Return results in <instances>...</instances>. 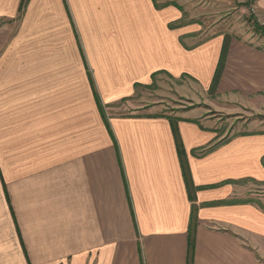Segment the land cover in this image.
I'll return each instance as SVG.
<instances>
[{
	"label": "crops",
	"instance_id": "crops-1",
	"mask_svg": "<svg viewBox=\"0 0 264 264\" xmlns=\"http://www.w3.org/2000/svg\"><path fill=\"white\" fill-rule=\"evenodd\" d=\"M180 4L0 0V264H264V208L246 195L264 183V129L120 110L166 79L264 116V47L200 39ZM253 12L264 24V0Z\"/></svg>",
	"mask_w": 264,
	"mask_h": 264
},
{
	"label": "rangeland",
	"instance_id": "rangeland-1",
	"mask_svg": "<svg viewBox=\"0 0 264 264\" xmlns=\"http://www.w3.org/2000/svg\"><path fill=\"white\" fill-rule=\"evenodd\" d=\"M168 1V0H167ZM185 11L186 18L191 17L200 23L203 31L200 39L207 38L217 33H231L233 35L247 38L255 45L264 47V39L254 31V21L260 23L254 12V0H177ZM190 20V19H188ZM182 89L185 93H190V81L183 78ZM176 84L166 79H156L154 85L143 89L141 95L130 102H126L120 110L128 113L139 111L141 106H157L158 102L164 103L163 112L173 113L180 108H190L196 106L199 111L211 112L210 120L218 128L228 129L225 137H231L238 132L249 131L251 129H264V116H258L254 112L238 110L237 113H227L218 111L217 107L205 94H196L198 98L186 99L175 94ZM204 92V91H203ZM133 105H135L133 107ZM204 105L207 108L203 107ZM139 106V107H138ZM229 111V110H228ZM194 113V112H193ZM246 195L251 196V200L264 208V183L248 184Z\"/></svg>",
	"mask_w": 264,
	"mask_h": 264
},
{
	"label": "trees",
	"instance_id": "trees-1",
	"mask_svg": "<svg viewBox=\"0 0 264 264\" xmlns=\"http://www.w3.org/2000/svg\"><path fill=\"white\" fill-rule=\"evenodd\" d=\"M253 28H254V31L260 35L261 38L264 39V26L263 25H260L258 22L254 21V24H253ZM219 69V68H218ZM218 70H217V75L215 76V79L213 80L212 82V87H216V81H217V78H218ZM176 134V133H175ZM177 143V149L179 151L180 154H182V149H181V145H180V142H178V139H176ZM184 165V164H183ZM184 170H183V173H184V176H185V179H187V183H188V180H189V177H188V173H187V170L186 168L183 166ZM188 185V184H187ZM190 197H192L190 195Z\"/></svg>",
	"mask_w": 264,
	"mask_h": 264
}]
</instances>
